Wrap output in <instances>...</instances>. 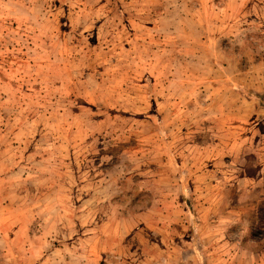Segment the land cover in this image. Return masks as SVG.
<instances>
[{
	"label": "rangeland",
	"instance_id": "obj_1",
	"mask_svg": "<svg viewBox=\"0 0 264 264\" xmlns=\"http://www.w3.org/2000/svg\"><path fill=\"white\" fill-rule=\"evenodd\" d=\"M0 264H264V0H0Z\"/></svg>",
	"mask_w": 264,
	"mask_h": 264
}]
</instances>
